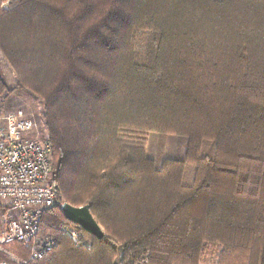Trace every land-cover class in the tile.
I'll use <instances>...</instances> for the list:
<instances>
[{"label": "trees", "instance_id": "obj_1", "mask_svg": "<svg viewBox=\"0 0 264 264\" xmlns=\"http://www.w3.org/2000/svg\"><path fill=\"white\" fill-rule=\"evenodd\" d=\"M0 52L43 105L59 191L53 252L0 261L264 264V0H15ZM151 132L186 138L185 158L158 166ZM63 203L90 205L104 239L74 245Z\"/></svg>", "mask_w": 264, "mask_h": 264}, {"label": "built area", "instance_id": "obj_2", "mask_svg": "<svg viewBox=\"0 0 264 264\" xmlns=\"http://www.w3.org/2000/svg\"><path fill=\"white\" fill-rule=\"evenodd\" d=\"M13 1L0 0V9ZM33 128L22 112L0 116V254L17 243L30 247V261L43 259L58 246L55 235L44 234L42 222L59 196L51 180L53 148L48 140L33 138ZM62 231L74 245L91 249L77 225ZM8 258L0 264H25L17 255Z\"/></svg>", "mask_w": 264, "mask_h": 264}, {"label": "rangeland", "instance_id": "obj_3", "mask_svg": "<svg viewBox=\"0 0 264 264\" xmlns=\"http://www.w3.org/2000/svg\"><path fill=\"white\" fill-rule=\"evenodd\" d=\"M0 76L6 82L9 89L8 95L0 98V116L22 112L33 124V138L48 140L42 103L18 88L15 72L8 65L1 52ZM146 138L148 141L147 156L148 158L155 160L158 166H160L165 159L185 158L187 146L186 138L155 132L148 133ZM193 170L192 167H187V181L193 177ZM87 241L92 247V240L87 239ZM148 256L149 254L144 256V259L148 260V262H143L145 260H142L137 264H150Z\"/></svg>", "mask_w": 264, "mask_h": 264}, {"label": "water", "instance_id": "obj_4", "mask_svg": "<svg viewBox=\"0 0 264 264\" xmlns=\"http://www.w3.org/2000/svg\"><path fill=\"white\" fill-rule=\"evenodd\" d=\"M61 210L68 221L76 224L82 230L96 238L100 240L104 239L105 233L91 213L90 205L73 207L67 203H63L61 205Z\"/></svg>", "mask_w": 264, "mask_h": 264}]
</instances>
